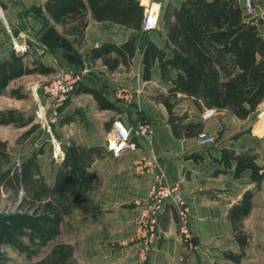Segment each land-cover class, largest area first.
Here are the masks:
<instances>
[{
	"label": "crops",
	"instance_id": "obj_1",
	"mask_svg": "<svg viewBox=\"0 0 264 264\" xmlns=\"http://www.w3.org/2000/svg\"><path fill=\"white\" fill-rule=\"evenodd\" d=\"M48 1L0 0L3 11V16L0 12V19L16 35L25 32L32 37L29 45H37L39 58L27 63L26 55V64L32 66L38 61L53 68L55 73H73L80 78L76 88L93 89L113 105L112 108L100 107L93 94L74 90L61 111L60 124L68 128L64 136L59 133L64 148L75 142L103 151L90 168L96 176L92 190L85 194L74 213L63 223V227L68 222L72 225L69 234L72 240L70 244L75 248V258L80 264H219L224 250L222 245L233 236L228 213L256 184L252 182L249 171L236 178L235 164L225 171V167L216 163L215 159L221 158L223 149H234L237 153L252 150L251 140H242L241 147H237L235 142L202 147L198 135H176L161 98L169 95L173 88L172 79L176 78L177 72L172 71L170 78H163L157 60L146 78L144 55L139 49L134 57L118 59L113 69L102 59H92V50L105 44L121 47L138 32L114 22H96L89 14L90 24L80 39L76 35H69L63 26L54 23L47 15L44 7ZM139 1L145 7L153 4V0ZM157 1L165 5L164 11L168 5L179 8L185 2ZM257 3V14L252 19L264 36V0ZM33 8L41 9L43 18L35 17ZM25 25L27 27L23 30ZM147 35L158 48L165 49L168 35L161 22L157 30L149 31ZM63 39L68 41L69 48L62 44ZM6 46L0 48L3 58H8L13 52ZM172 55L173 52L167 50L168 58H172ZM112 57H117V54L114 52ZM126 94L131 95L130 102L124 98ZM83 101L88 102L87 107ZM189 102L184 106L182 102L176 105V115L185 117L182 120L184 125L203 122V130L211 132L214 117L204 120V112H197L194 116L196 108ZM262 105L264 102L260 107ZM180 110L182 112L178 113ZM116 120L132 129L129 142L117 154L115 149L119 139ZM141 124L149 125L148 135H137V128ZM97 127L106 128V132L102 136L97 134ZM131 144L134 147H130ZM61 162L59 160L54 169H47L41 165L39 158L43 176L48 182L53 183ZM161 183L176 186L185 198L191 210L190 229L195 249H189L182 242L178 234L177 211L171 204L166 205L158 218V238L148 253L143 255L141 245L134 243L135 221L147 211L151 192Z\"/></svg>",
	"mask_w": 264,
	"mask_h": 264
},
{
	"label": "trees",
	"instance_id": "obj_2",
	"mask_svg": "<svg viewBox=\"0 0 264 264\" xmlns=\"http://www.w3.org/2000/svg\"><path fill=\"white\" fill-rule=\"evenodd\" d=\"M44 8L54 23L80 39L90 24L89 14L96 22H114L138 32L121 47L105 44L92 50L91 58L102 59L113 69L118 59L134 57L139 49L144 55L146 78L157 60L163 78H170L172 71H176L173 88L161 101L168 109L170 123L178 136L199 137L203 132V122L184 125L185 117L176 115V105L183 101L190 100L199 114L206 109L225 111L241 121H246L264 102V36L237 0H185L179 8L168 5L160 17L168 35L165 49L152 43L148 31L144 30L146 7L139 0H49ZM62 44L70 47L66 39ZM167 50L173 52L172 58H168ZM114 52L117 57L113 58ZM25 58L26 55L14 50L8 58L0 55V95L24 76L55 73L53 68L38 61L29 66ZM75 90L93 94L100 107H113L93 89L80 86ZM18 93L14 90L12 95L23 98ZM31 122L32 119L25 120L18 110L0 111V125L29 127ZM64 152L65 158L50 183L39 163V158L45 154L43 149L13 164L7 142L0 141V192L4 190L16 206V212L0 214V264L8 259L7 247L33 259L58 241L66 218L92 190L96 176L90 168L103 151L73 142ZM257 160L252 150L237 153L234 149H223L221 158L215 162L225 167V171L235 164L236 178L249 171L256 189H261L264 166ZM254 197L255 192L247 190L228 213L242 249L240 254H226L234 263L245 257L248 238L241 225L255 207ZM74 251L71 244L61 241L35 264H80Z\"/></svg>",
	"mask_w": 264,
	"mask_h": 264
},
{
	"label": "rangeland",
	"instance_id": "obj_3",
	"mask_svg": "<svg viewBox=\"0 0 264 264\" xmlns=\"http://www.w3.org/2000/svg\"><path fill=\"white\" fill-rule=\"evenodd\" d=\"M152 5L148 6L157 10L159 13V24L160 25V17L164 13L165 5L160 2L152 1ZM164 3V2H163ZM2 10L0 9V12ZM3 12V11H2ZM32 12H34L35 17L43 18L42 10L39 8H33ZM3 16V14H2ZM26 25L22 28L26 29ZM158 28V27H157ZM28 34L25 32L22 34L16 35L13 31H11L6 24V22L1 18L0 19V48L7 45V48H11L14 50V40L17 39L20 44H28L29 49L27 51V59L26 62L30 63L32 60H36L39 58L37 54L36 44L29 45V40H32ZM34 41V40H33ZM36 43V42H33ZM63 72H58L51 75L44 74H32L28 76H24L18 80H15L13 84L10 85L6 91L0 95V111L4 110H18L20 111L25 120L32 119L29 127H18L14 125H0V141L7 142V152L12 156V163L16 164L20 162L24 157L30 156L32 152L38 151L40 149L44 150V155L40 157V163L45 168L54 169L55 166H58V161L54 157L52 143L49 137V132L46 128H43L41 124V120L37 116V100L36 96H34L33 88H37L40 95L44 98V104L46 105L47 99L45 95H43L44 89L52 84L58 77L63 75ZM14 90H18V94L23 96V98H19L18 96H13L12 92ZM72 96V95H71ZM70 99V98H69ZM189 102V101H187ZM186 101L182 102L184 106ZM84 102L85 107H87ZM191 103V102H189ZM62 111V110H61ZM206 111V110H205ZM204 111V112H205ZM178 111V113H181ZM194 116L197 115V111L194 109ZM53 116V110L49 112V119ZM92 119L97 118L96 116H90ZM214 117V125L212 127L211 134L215 138V145H229L233 142L236 143L237 147H241L240 144L242 140L246 138L250 139V145L252 146V151L254 154L258 156V162L260 164H264V105L260 107L258 111L253 113L246 121H241L237 119L232 114L230 115L227 112H218L216 111ZM62 121L61 116H59L56 125L54 126V134L55 137L61 141L60 134L63 136L68 132V128L63 127L60 123ZM36 126L29 135H26L27 132L33 126ZM95 130V129H94ZM99 130V131H98ZM96 132L99 135H103L106 132V128L98 127L96 128ZM60 133V134H59ZM199 142V141H198ZM246 143V142H245ZM240 145V146H239ZM255 192L256 197H254L255 205L252 212L248 215L246 219H244L242 223V231L247 235L248 238V246L245 248V257L241 260V262L234 263L226 257L227 253H237L240 254L242 249H240V245L236 240V236L234 235L227 239L224 242L222 258L219 259V264H264V183L262 184L261 189H256V185L251 189ZM191 211V210H190ZM7 212H16V206L13 204L7 197V194L4 190L0 192V214ZM161 216V215H160ZM159 216V217H160ZM139 219V218H138ZM137 219V220H138ZM136 223V232L134 234V243H138L141 245V253L143 255L147 254L151 245L156 241L157 230L159 227V222L155 231V238L151 244L148 245V250H143L144 238L138 237V231L140 229L139 224ZM191 220V216H190ZM178 222V234L181 236L182 242L189 249H195L196 244L194 242V237L192 236L191 229L189 228V234L192 236L191 245L186 242V237L183 236V230L180 226L179 218L177 216ZM191 226V221H190ZM72 225L69 222L63 227L61 237L58 241L52 242L47 248L43 249L39 255L34 256L33 259H28L26 255L21 254L14 249L7 247L5 248L6 255H8V259L5 264H35L36 262L44 259L47 256V253L50 249L58 242L64 241L67 243H71L70 234L72 231ZM72 245V244H71ZM73 246V245H72ZM74 247V246H73ZM75 250V248H74ZM83 258L82 255H80ZM227 258V259H226ZM77 259V258H76ZM226 260L231 261V263H227ZM78 261V260H77Z\"/></svg>",
	"mask_w": 264,
	"mask_h": 264
},
{
	"label": "built area",
	"instance_id": "obj_4",
	"mask_svg": "<svg viewBox=\"0 0 264 264\" xmlns=\"http://www.w3.org/2000/svg\"><path fill=\"white\" fill-rule=\"evenodd\" d=\"M258 0H237L241 8H243L245 14L250 18H254L257 14ZM159 13L151 7H146L145 19H144V30L154 31L157 30L159 24ZM29 49L28 44H20L17 39L14 40V51L19 55H26ZM80 82L79 76L73 73H64L57 78L52 84L47 86L43 95H45L47 102L44 104V98L40 95L37 88H33L34 96L37 100V116L41 120L43 128H46L49 132V137L53 147L54 157L57 161H63L65 158V152L63 145L60 140L55 137L54 126L58 121L59 116H61V108L67 103L71 97L72 92L75 90L76 86ZM120 95V94H119ZM121 96V95H120ZM127 102H130L131 95L126 94L124 96ZM53 110V116L49 119V112ZM216 111L207 109L202 118L204 120L210 119L215 115ZM115 128L117 129V137L119 139V145L116 147L115 152H119L131 138L132 129H128L124 123L120 120H116ZM137 135L145 136L149 134V125L141 124L137 128ZM199 145L208 147L215 145V138L209 134L207 131L203 130L198 137ZM130 147H134L133 144ZM151 200L148 203L147 211L137 220L140 226L138 231V237H143L144 245L143 250H148V245L154 240L156 227L158 224V218L164 210L166 205L171 204L177 211V216L179 218L180 226L183 230V236L186 238V242L191 245L192 236L189 234L190 228V208L187 206L185 198L181 193H179L178 188L170 187L161 183L159 186L154 187L152 190Z\"/></svg>",
	"mask_w": 264,
	"mask_h": 264
},
{
	"label": "bare ground",
	"instance_id": "obj_5",
	"mask_svg": "<svg viewBox=\"0 0 264 264\" xmlns=\"http://www.w3.org/2000/svg\"><path fill=\"white\" fill-rule=\"evenodd\" d=\"M1 14H3V12L1 11Z\"/></svg>",
	"mask_w": 264,
	"mask_h": 264
}]
</instances>
